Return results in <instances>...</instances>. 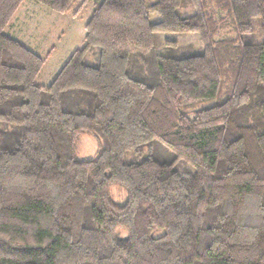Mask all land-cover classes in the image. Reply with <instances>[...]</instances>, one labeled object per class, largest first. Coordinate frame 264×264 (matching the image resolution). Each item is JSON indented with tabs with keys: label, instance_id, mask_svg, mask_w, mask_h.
<instances>
[{
	"label": "trees",
	"instance_id": "obj_1",
	"mask_svg": "<svg viewBox=\"0 0 264 264\" xmlns=\"http://www.w3.org/2000/svg\"><path fill=\"white\" fill-rule=\"evenodd\" d=\"M24 2L0 0V264H264V0H100L48 86L54 48L5 33Z\"/></svg>",
	"mask_w": 264,
	"mask_h": 264
},
{
	"label": "crops",
	"instance_id": "obj_2",
	"mask_svg": "<svg viewBox=\"0 0 264 264\" xmlns=\"http://www.w3.org/2000/svg\"><path fill=\"white\" fill-rule=\"evenodd\" d=\"M68 13L70 12L59 13L42 3L25 0L5 29L6 34L19 40L42 57L54 48L37 78L38 83L44 86L50 85L73 52L84 43L86 29L82 38L74 29L76 37L71 35L69 39L72 40L66 44L67 31L72 30L70 26L73 22V20H67L64 17ZM34 17L40 18V25L37 24V21L32 20ZM66 20L68 23L70 22L69 30L64 27Z\"/></svg>",
	"mask_w": 264,
	"mask_h": 264
},
{
	"label": "rangeland",
	"instance_id": "obj_3",
	"mask_svg": "<svg viewBox=\"0 0 264 264\" xmlns=\"http://www.w3.org/2000/svg\"><path fill=\"white\" fill-rule=\"evenodd\" d=\"M99 1L100 0H90L87 5H83L82 4L83 0H78V2L75 5L74 11H71L70 13L64 16L67 20L68 19L73 20V22L71 21L72 22L71 26H70V22L68 23L67 20L64 22L65 29L69 30V26L72 29L70 32L67 31L66 44L68 41L72 40V39H69L71 35H73V37H76L73 31L74 29L78 31L80 38L83 37V34L85 33V29H86L85 25L87 24L89 18L92 16V12H93V8L95 4L98 3ZM28 2L40 3L37 0H28ZM211 14L216 19H220L221 17H224L226 15L225 12L215 9V8L211 11ZM39 19L40 18L38 17H34L32 20L34 22L37 21V24L40 25ZM228 23H230V25L225 26L220 31V33L218 34L216 38L217 40L235 37L236 33L234 31V25L231 22H228ZM160 36L162 38L161 39L162 41L165 38L166 39L175 38L179 40L181 44V49L186 54H194V53L201 51L200 42L198 41L195 35L168 33V34H160ZM252 40L255 42L264 40V33L261 31L260 28L257 27L255 29ZM99 149H100V142L96 137L89 135V134H82L80 136L79 141H78L77 154L81 160H88V159L95 158L99 153ZM112 194L115 200H117L118 202H124L126 199V193L121 189L113 188Z\"/></svg>",
	"mask_w": 264,
	"mask_h": 264
}]
</instances>
